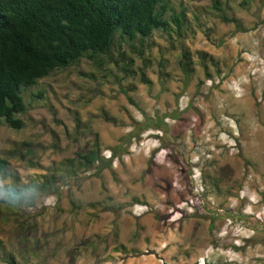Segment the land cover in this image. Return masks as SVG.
Returning a JSON list of instances; mask_svg holds the SVG:
<instances>
[{
  "label": "rangeland",
  "instance_id": "374dc122",
  "mask_svg": "<svg viewBox=\"0 0 264 264\" xmlns=\"http://www.w3.org/2000/svg\"><path fill=\"white\" fill-rule=\"evenodd\" d=\"M183 1L200 20L183 37L157 33L137 74L120 84L115 66L83 60L40 81L43 98L27 94L23 129L0 127L12 173L0 187H32L0 203L17 264H264V0H230L237 23L210 0ZM183 47L196 61L188 84ZM199 51L218 62L206 60L214 78ZM97 138L113 166L64 172ZM53 174L50 190L34 187Z\"/></svg>",
  "mask_w": 264,
  "mask_h": 264
},
{
  "label": "trees",
  "instance_id": "16d2710c",
  "mask_svg": "<svg viewBox=\"0 0 264 264\" xmlns=\"http://www.w3.org/2000/svg\"><path fill=\"white\" fill-rule=\"evenodd\" d=\"M210 2L211 9L224 22H238L228 15L232 9L230 0ZM248 3L249 0L240 2ZM196 19L200 20L199 14L183 0H0V127L6 124L15 130L23 129L22 116L30 105L27 94L43 98L44 91H32L55 72L69 70L87 60L99 69L115 66L124 74L119 77L121 84L140 70L136 69V59L141 58L146 66L150 64L145 53L152 48L157 33L183 37ZM197 53L204 60L201 65L207 77L214 78L206 60L218 66L215 57L207 52ZM179 66L188 84L196 72V61L186 47L182 48ZM221 72L219 68L218 74ZM141 74L142 83L152 84L144 71ZM96 77L94 72L88 74L89 79ZM104 118L118 123L107 113ZM115 157L116 152L105 158L97 138L93 148L79 154L78 160H67L71 168L63 171L76 174L83 167L96 168L101 173L113 166ZM11 174L9 160L0 154V179ZM45 177L46 181L36 182L34 187L50 190L56 176ZM13 179L12 184L0 187V203L10 207L26 201L32 189L19 185L18 178ZM63 179L65 183L70 181ZM0 251L4 253L1 259L17 264L1 240Z\"/></svg>",
  "mask_w": 264,
  "mask_h": 264
},
{
  "label": "built area",
  "instance_id": "2783aa9c",
  "mask_svg": "<svg viewBox=\"0 0 264 264\" xmlns=\"http://www.w3.org/2000/svg\"><path fill=\"white\" fill-rule=\"evenodd\" d=\"M143 206V205H141ZM160 264H168L167 262H165L163 259L160 260Z\"/></svg>",
  "mask_w": 264,
  "mask_h": 264
},
{
  "label": "crops",
  "instance_id": "0c3cea01",
  "mask_svg": "<svg viewBox=\"0 0 264 264\" xmlns=\"http://www.w3.org/2000/svg\"><path fill=\"white\" fill-rule=\"evenodd\" d=\"M153 264V262H151Z\"/></svg>",
  "mask_w": 264,
  "mask_h": 264
}]
</instances>
